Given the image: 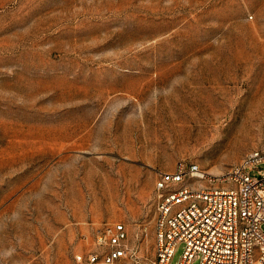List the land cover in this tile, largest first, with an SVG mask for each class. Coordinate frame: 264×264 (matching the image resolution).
Masks as SVG:
<instances>
[{
	"label": "rangeland",
	"instance_id": "rangeland-1",
	"mask_svg": "<svg viewBox=\"0 0 264 264\" xmlns=\"http://www.w3.org/2000/svg\"><path fill=\"white\" fill-rule=\"evenodd\" d=\"M263 143L264 0H0V264H76L111 222L149 261L159 172L228 186Z\"/></svg>",
	"mask_w": 264,
	"mask_h": 264
},
{
	"label": "built area",
	"instance_id": "built-area-1",
	"mask_svg": "<svg viewBox=\"0 0 264 264\" xmlns=\"http://www.w3.org/2000/svg\"><path fill=\"white\" fill-rule=\"evenodd\" d=\"M261 164L264 143L231 168L228 186L193 185V179L207 174L198 164L180 162L174 171H160L154 257L148 261L139 254L125 223L111 222L97 231L100 249L78 255L76 264H171L180 243L185 250L178 264L195 258L199 264H264ZM141 231L148 233L147 227Z\"/></svg>",
	"mask_w": 264,
	"mask_h": 264
},
{
	"label": "bare ground",
	"instance_id": "bare-ground-1",
	"mask_svg": "<svg viewBox=\"0 0 264 264\" xmlns=\"http://www.w3.org/2000/svg\"><path fill=\"white\" fill-rule=\"evenodd\" d=\"M203 177H206V174ZM18 255H22L21 252H18Z\"/></svg>",
	"mask_w": 264,
	"mask_h": 264
}]
</instances>
